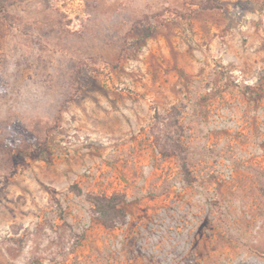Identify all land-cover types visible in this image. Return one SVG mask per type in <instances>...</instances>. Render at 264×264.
Returning <instances> with one entry per match:
<instances>
[{
    "label": "rangeland",
    "instance_id": "rangeland-1",
    "mask_svg": "<svg viewBox=\"0 0 264 264\" xmlns=\"http://www.w3.org/2000/svg\"><path fill=\"white\" fill-rule=\"evenodd\" d=\"M0 264H264V0H0Z\"/></svg>",
    "mask_w": 264,
    "mask_h": 264
},
{
    "label": "trees",
    "instance_id": "trees-1",
    "mask_svg": "<svg viewBox=\"0 0 264 264\" xmlns=\"http://www.w3.org/2000/svg\"><path fill=\"white\" fill-rule=\"evenodd\" d=\"M83 195L81 189H77ZM87 200L94 206L96 218L108 229H115L125 224L126 197L123 195H89Z\"/></svg>",
    "mask_w": 264,
    "mask_h": 264
}]
</instances>
